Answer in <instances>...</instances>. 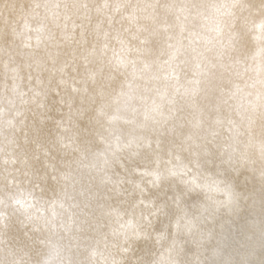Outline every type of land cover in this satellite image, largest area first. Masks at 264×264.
<instances>
[{
  "label": "clouds",
  "instance_id": "9594fccd",
  "mask_svg": "<svg viewBox=\"0 0 264 264\" xmlns=\"http://www.w3.org/2000/svg\"><path fill=\"white\" fill-rule=\"evenodd\" d=\"M0 264H264V0H0Z\"/></svg>",
  "mask_w": 264,
  "mask_h": 264
}]
</instances>
